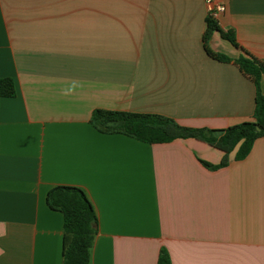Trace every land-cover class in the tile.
<instances>
[{
  "label": "crops",
  "instance_id": "1",
  "mask_svg": "<svg viewBox=\"0 0 264 264\" xmlns=\"http://www.w3.org/2000/svg\"><path fill=\"white\" fill-rule=\"evenodd\" d=\"M0 0V264H64L49 191L82 188L98 215L91 264H264V136L243 159L198 138L104 133L95 110L159 114L221 136L254 121L264 0ZM232 32L236 43L224 36ZM223 54L220 61L208 52ZM264 94V76L261 80Z\"/></svg>",
  "mask_w": 264,
  "mask_h": 264
},
{
  "label": "trees",
  "instance_id": "2",
  "mask_svg": "<svg viewBox=\"0 0 264 264\" xmlns=\"http://www.w3.org/2000/svg\"><path fill=\"white\" fill-rule=\"evenodd\" d=\"M207 23L206 41L209 34L217 29L214 20L208 18ZM224 36L233 44H237L232 32L224 33ZM206 48L220 61L231 60L223 54L209 50L207 45ZM235 62L242 72L252 79L256 87L254 121L229 126L221 136H216L208 128L182 126L174 119L159 114L95 110L91 123L101 132L122 133L151 144L166 143L178 138L202 139L226 152L218 165L202 161L210 169L227 165L229 153L236 148V159H243L251 151L255 141L264 136V94L261 92L264 62L252 56H241ZM15 95L13 78L0 77V99ZM47 202L51 209L60 211L64 217V264H91L98 215L87 193L77 186L60 185L49 191ZM157 264H171L166 250L161 251Z\"/></svg>",
  "mask_w": 264,
  "mask_h": 264
},
{
  "label": "built area",
  "instance_id": "3",
  "mask_svg": "<svg viewBox=\"0 0 264 264\" xmlns=\"http://www.w3.org/2000/svg\"><path fill=\"white\" fill-rule=\"evenodd\" d=\"M206 7L208 11V18L214 21L219 13L225 11V6L221 3L215 2L214 0H206Z\"/></svg>",
  "mask_w": 264,
  "mask_h": 264
}]
</instances>
